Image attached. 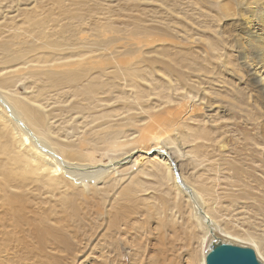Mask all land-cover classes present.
I'll use <instances>...</instances> for the list:
<instances>
[{"label":"bare ground","instance_id":"obj_1","mask_svg":"<svg viewBox=\"0 0 264 264\" xmlns=\"http://www.w3.org/2000/svg\"><path fill=\"white\" fill-rule=\"evenodd\" d=\"M22 1L8 7L19 12ZM71 1L67 8L65 1L52 0L60 8L56 16L33 13L25 18V26L15 24L11 34L0 41V63L5 64L0 67V107L10 121L6 126L11 127L13 153L8 162L0 163V264H80L89 244L84 237L69 238L61 232L57 224L63 217L58 216L53 202L75 198L79 193L72 191L79 183L85 191L95 180L119 172L118 164L142 148L146 154H153L156 166L165 169L164 176L171 181L175 195L186 198L188 219H196L211 236L222 239L208 199L212 193L216 213H233L260 228L262 234L259 239L250 238L255 244L250 245L264 262L260 240L264 235V173H256L264 167V156L261 165L255 164L264 151V0L163 3L166 19L154 14L160 26L152 29L169 31L191 42L205 41L208 52L199 60H152L150 65H145V58H124L142 45L124 43L126 38L118 35L120 31L112 32L111 24L92 26L90 29H97L94 39L84 34L82 25L104 12L71 11ZM0 2V13L6 16L7 0ZM205 6H213L217 12L209 16ZM115 18L111 15L108 20ZM140 21L139 17L132 19L136 24ZM207 53L216 60L205 57ZM33 75L51 79L61 98L51 101L44 97L43 89L28 83L27 77ZM100 78L110 79L102 82ZM105 86L111 93L109 99L100 93ZM67 88L74 96L75 91H85V100L95 109L122 102L127 105L90 120L91 129L116 131L106 146L84 148L59 139L50 124L56 110L51 106L61 103L60 110L83 107L73 95L66 96ZM153 98L172 107L167 111L171 117L151 114L148 119H137L138 110H156ZM187 100L199 102L202 113L192 112L182 123L180 107ZM199 118L203 124H210L212 131L189 128V134L183 132L189 120ZM132 124L144 127L121 130ZM105 157L110 164L103 165ZM206 163L205 169L215 173L211 184L202 180L201 173H188L190 168ZM64 205L61 213L67 214L71 204ZM79 210L85 219L87 213ZM223 240L212 241L208 251L213 242H226ZM207 253L200 264H206Z\"/></svg>","mask_w":264,"mask_h":264},{"label":"rangeland","instance_id":"obj_2","mask_svg":"<svg viewBox=\"0 0 264 264\" xmlns=\"http://www.w3.org/2000/svg\"><path fill=\"white\" fill-rule=\"evenodd\" d=\"M63 1L68 8L69 0ZM16 2L17 0H7L4 10L9 11V14L4 16L0 13V41L11 34V27L15 24L25 26V18L34 16L33 13L51 12L56 16L60 12L57 3L54 4L52 0H23L22 9L19 12L15 11L14 7H8ZM71 2H74L71 4V11L83 12L86 10V12L91 11L93 15L98 11L104 12L102 15L88 17L90 20L87 24L82 25L84 34L88 37L94 39L97 29L90 28L103 22L114 26L111 29L112 32L120 31L118 35L126 38L123 40L124 43L129 41L135 45H137L136 43L142 45L140 50L129 53L124 57L125 59L145 58V61L148 62L145 65H150L152 60L165 62L170 59L179 61L198 58L199 60V56L202 57L204 52H208L205 41L191 42V40L179 39L180 37L172 32L152 29L155 25L160 26L157 24L154 14L158 13L160 18L166 19L167 13L163 3H169L170 0H72ZM0 3L2 4V2ZM104 7L109 8L110 12L105 11ZM1 9L0 12H2ZM204 9L207 10L206 14L209 16L210 13L217 12L213 6L209 8L205 6ZM111 15L116 18L110 22L108 17ZM135 17H139L143 21L138 24L132 22ZM136 25L138 30L135 29ZM133 31L142 32L144 35H131L130 32ZM207 34L211 36V39H214V42L216 41V36L211 31H208ZM144 51H151L152 54L143 55ZM33 55L36 56L38 53ZM205 57L216 60V57L211 53L205 54ZM203 60V58L200 59L201 62ZM2 66L5 64L0 63V67ZM109 79L100 78L102 82ZM27 80L35 89H43L44 97L50 98L51 101L61 98L60 92L53 88L51 79L33 75L27 77ZM153 82L155 85L158 84L157 80H153ZM145 88L147 87L145 86ZM19 90L22 91L21 88ZM22 92L25 93L24 90ZM100 93L107 99L110 98L111 93L107 86ZM74 94L77 96H74L70 89H66V96L73 95L72 99L79 101L77 105L83 106L82 108L73 107L60 110L63 107L61 103L51 106L56 110L51 114L53 118L50 124L59 133V139L84 148L106 146L107 141L115 136L116 131L110 133L109 128L91 129L90 120L95 116L114 112L113 109L122 110L126 104L122 102L113 107L95 109L93 104H89L85 100L87 98L85 91H75ZM154 103L158 106L156 110L153 112L138 110L136 118L148 119L151 114H154L152 116L160 114L162 115L160 118L171 117L167 111L172 107L158 102L156 98L152 99V104L154 105ZM158 103L161 105L159 106ZM182 104L179 117L182 123H185L186 118L192 112L193 115L202 113L201 105L197 101L187 100ZM81 113L87 117H83ZM211 118H215L213 112ZM201 119L189 120V123L187 121L189 125L186 130L183 129V132L189 134V128L194 130L205 128L212 131L213 127L210 124H203ZM9 122L8 114L0 107V163L8 162L9 155H13L9 133L11 127L6 126ZM143 127V124L141 126L132 124L121 130L135 131ZM187 147L189 148V146ZM142 149L141 151L136 150L128 157L129 161L128 159H126L127 161L122 160L123 162L118 164L119 172L110 173L103 177L102 181L95 180L89 189L83 191L82 184L79 183V187L72 191L79 193L75 198L53 200V203L57 205L55 208L58 216L63 217L57 224L61 232L69 238L72 236L84 237L89 244V250L85 253L86 257L80 264H200L212 241L224 239L223 241L242 246L252 247L251 245H255L250 241V238L259 239L262 230L256 229L245 218L236 217L233 213L228 212L225 215L216 213L213 209L215 193H212L208 199L211 202L212 215L217 220L218 235L221 234L222 239L207 233L203 225L196 219L189 220V205L186 198L183 195H175L171 181H167L164 176L165 169L156 166L153 154H146V148ZM206 150L213 151L212 147H207ZM262 156H264V151L258 154L259 160L255 164L261 165ZM106 164H110L107 157L103 162V165ZM121 165L122 167L119 168ZM205 167H207V163L190 168L188 173H195L196 176L201 173L203 174L202 180H207L211 184V178L215 176V173L209 172ZM260 171L264 173L263 166L256 173H260ZM63 203L71 204L68 207L72 210L68 208L67 214L61 213L65 208ZM80 208L81 212L87 213L85 219L79 216ZM82 208L84 209L82 210ZM163 236L165 237L163 238ZM261 238L260 240L264 244V235Z\"/></svg>","mask_w":264,"mask_h":264},{"label":"water","instance_id":"obj_3","mask_svg":"<svg viewBox=\"0 0 264 264\" xmlns=\"http://www.w3.org/2000/svg\"><path fill=\"white\" fill-rule=\"evenodd\" d=\"M206 264H264L252 247L228 242H213Z\"/></svg>","mask_w":264,"mask_h":264}]
</instances>
